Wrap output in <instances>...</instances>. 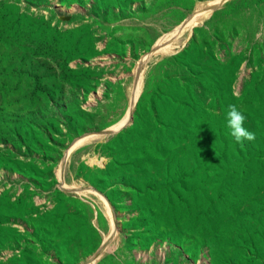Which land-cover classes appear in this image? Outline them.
<instances>
[{
  "label": "rangeland",
  "instance_id": "1",
  "mask_svg": "<svg viewBox=\"0 0 264 264\" xmlns=\"http://www.w3.org/2000/svg\"><path fill=\"white\" fill-rule=\"evenodd\" d=\"M222 1L0 0V264H264V0Z\"/></svg>",
  "mask_w": 264,
  "mask_h": 264
},
{
  "label": "clouds",
  "instance_id": "2",
  "mask_svg": "<svg viewBox=\"0 0 264 264\" xmlns=\"http://www.w3.org/2000/svg\"><path fill=\"white\" fill-rule=\"evenodd\" d=\"M228 108L227 126L231 130V135L234 137L236 142L239 143L242 140H254L255 134L243 126L246 117L242 111L239 110L235 104H230Z\"/></svg>",
  "mask_w": 264,
  "mask_h": 264
},
{
  "label": "water",
  "instance_id": "3",
  "mask_svg": "<svg viewBox=\"0 0 264 264\" xmlns=\"http://www.w3.org/2000/svg\"><path fill=\"white\" fill-rule=\"evenodd\" d=\"M225 1H227V0H225ZM225 1H222L221 3H220V5H219V7L216 9V10H218V9H220L222 6V4L225 2ZM133 112H134V110H133ZM133 112L131 113V117H130V120H132V117H133ZM129 120V121H130ZM100 194V193H99ZM100 195H102V194H100ZM103 196V195H102ZM104 197V199L107 201V203L110 205V203H109V201L106 199V197L105 196H103ZM110 207H111V205H110ZM111 209H112V207H111ZM112 211H113V209H112ZM114 212V211H113ZM115 224V223H114ZM114 228H115V225H114ZM94 258V257H93ZM96 259H94V261H95ZM94 261H92V262H94Z\"/></svg>",
  "mask_w": 264,
  "mask_h": 264
}]
</instances>
